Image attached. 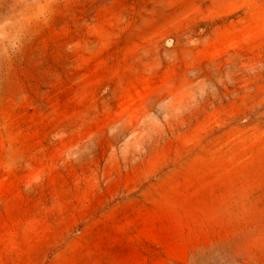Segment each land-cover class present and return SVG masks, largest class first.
<instances>
[{
    "label": "rangeland",
    "instance_id": "obj_1",
    "mask_svg": "<svg viewBox=\"0 0 264 264\" xmlns=\"http://www.w3.org/2000/svg\"><path fill=\"white\" fill-rule=\"evenodd\" d=\"M0 264H264V0H0Z\"/></svg>",
    "mask_w": 264,
    "mask_h": 264
}]
</instances>
